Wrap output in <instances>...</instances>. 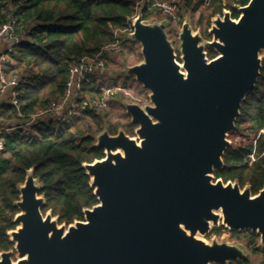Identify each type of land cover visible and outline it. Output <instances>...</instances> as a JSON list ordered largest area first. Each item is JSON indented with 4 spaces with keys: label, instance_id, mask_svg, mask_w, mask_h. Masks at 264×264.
<instances>
[{
    "label": "water",
    "instance_id": "95a60500",
    "mask_svg": "<svg viewBox=\"0 0 264 264\" xmlns=\"http://www.w3.org/2000/svg\"><path fill=\"white\" fill-rule=\"evenodd\" d=\"M214 15L210 39L194 32L185 17L177 31L178 52L169 20L133 21L130 41L141 45L142 60L126 66L149 91L150 103L123 100L135 136L124 128L104 129L95 146L105 156L83 163L98 204L84 208V219L59 223L46 213L44 184L27 171L18 186L14 217L7 234L13 249L0 264H229L250 259L247 247L224 235L207 241L213 228L246 230L264 248V186L215 177L224 168L242 102L254 90L264 63V0L233 4ZM216 56L208 57L207 49ZM6 98L0 99V110ZM1 123V121H0ZM16 252V261L11 255Z\"/></svg>",
    "mask_w": 264,
    "mask_h": 264
},
{
    "label": "trees",
    "instance_id": "16d2710c",
    "mask_svg": "<svg viewBox=\"0 0 264 264\" xmlns=\"http://www.w3.org/2000/svg\"><path fill=\"white\" fill-rule=\"evenodd\" d=\"M138 1L0 0V24L6 22L9 8H15L19 16L18 26L26 38L10 53V61L4 63L3 71L7 77L19 74L28 79L19 91V111L8 99L0 110V121L7 122V127L12 128L52 101L61 102L69 66L82 57L95 56L116 39L123 45L135 43L121 31L127 27L128 18L135 14ZM230 1L209 0L207 6L212 9L211 16L230 9L232 17L238 18L239 12L233 4L246 5L249 2ZM204 2L185 0V7L195 11ZM151 15L149 11L143 12L144 19ZM207 51L210 59L217 55L213 49ZM138 56L142 60L141 55ZM99 79L94 75L83 82L79 101L104 98L106 84ZM111 86L119 85H107V88ZM123 96L121 91L114 97L121 99ZM107 116L100 110L86 109L74 124L70 121L54 123L48 119L32 128L29 135L23 129H10L4 134L5 149L0 156V250L14 246L7 232L18 225L14 222L19 212L15 206L20 195L18 186L24 183L31 168L34 176L44 184L41 193L45 195L46 205L42 212L51 210L59 217L60 224L83 220V209L98 204L89 184L90 177L82 166L105 156L104 150L94 145L95 135L104 129L116 134L119 128H124L134 136L136 128L131 122L127 125L110 123ZM229 138L232 143L223 157L224 168L216 169L215 177L222 178L225 183L238 181L241 188L250 184L252 194L256 195L264 186V63L256 87L242 102L236 128ZM224 231L233 240L243 243L252 254L264 255V248L259 247V234L249 229L229 230L221 225L213 228L207 236L221 235ZM229 264L254 263L242 258L231 260Z\"/></svg>",
    "mask_w": 264,
    "mask_h": 264
},
{
    "label": "built area",
    "instance_id": "2783aa9c",
    "mask_svg": "<svg viewBox=\"0 0 264 264\" xmlns=\"http://www.w3.org/2000/svg\"><path fill=\"white\" fill-rule=\"evenodd\" d=\"M204 3L208 5L209 0H205ZM140 9L143 12L145 10L151 12L152 15L149 18L157 17V14L161 13L172 23H177L181 20L180 13L189 11L185 7V0H172L167 2L139 0L136 4L135 14L128 18V25L121 33L128 35L133 31V21L137 17ZM6 17V22L0 24V47L4 46L3 51L0 53V95H8L9 100L19 111V91L27 83L28 79L26 76H20L19 74H13L7 77L1 64L10 61V53L26 38L24 32L18 26L19 16L16 14L15 8L10 7ZM121 48V41L116 39L115 42L103 47L95 56H84L77 62L72 63L68 69V80L66 82L64 98L61 102L56 103L52 101L38 113L28 115L22 122L12 128H0V156L5 149L4 134L10 129H23L26 135H29L32 128L37 127L40 123L48 119H51L54 123L71 122V120L79 117L86 109L101 110L106 105L105 99L114 97L118 93V90H120V87L104 90L103 99H84L79 101L83 82L89 76L95 75L102 78L106 69L107 57L111 53H119ZM252 160H254L253 155ZM255 264H264V258Z\"/></svg>",
    "mask_w": 264,
    "mask_h": 264
},
{
    "label": "rangeland",
    "instance_id": "374dc122",
    "mask_svg": "<svg viewBox=\"0 0 264 264\" xmlns=\"http://www.w3.org/2000/svg\"><path fill=\"white\" fill-rule=\"evenodd\" d=\"M224 2L230 3L231 1L224 0ZM211 11L212 9L208 7L207 4L204 3L200 5L199 8L195 11L189 10L180 13L181 20L177 23H172L165 15L161 13L157 14V18L159 20H163V19L169 20L170 22L168 25L169 35L177 51L179 47V39H178L177 31L182 27L185 17L190 18V23L194 32L199 31L204 39L211 38V34H209V29L212 25V18L214 17L211 16ZM3 49L4 46L0 47V53L3 51ZM138 55H141V45L138 42L135 43L126 42V44L124 45L122 44V48L119 53H111L108 56L104 76L100 78L99 81L104 82L106 84L103 87V90L107 89V85H119L118 87H120V90H118V93L116 95H118L121 91H123V95H124L121 99L120 97H112L105 99L106 105L100 110V113L102 114L107 113L108 114L107 117L109 118L110 123L121 122L126 125L130 123V117L127 115L125 108L122 105L123 100L125 99L130 100L133 102H137L141 105L145 103H150L147 91L143 88V86L139 84L136 80H134L135 78L133 76L126 77L125 75L122 74V70L126 66H131L141 61ZM3 65L4 63L1 64V66ZM124 85L126 86L123 89L122 87ZM110 88L115 89L117 87L111 86ZM1 98H6L7 100L9 99L8 95H0V99ZM77 120L78 117L71 120V122L74 124L77 122ZM7 126H8L7 122L1 121L0 128H7ZM133 134L135 136V133ZM230 140L232 143V139ZM224 235L228 236V240L230 242L233 241V239L231 238L230 234L227 231L222 232L221 235L214 234L211 236H205L203 238H205L207 241H210L212 237L216 236L218 240H221V238ZM263 258L264 255H254L251 253L250 260L252 263L255 264L260 260H262Z\"/></svg>",
    "mask_w": 264,
    "mask_h": 264
},
{
    "label": "flooded vegetation",
    "instance_id": "af4514ba",
    "mask_svg": "<svg viewBox=\"0 0 264 264\" xmlns=\"http://www.w3.org/2000/svg\"><path fill=\"white\" fill-rule=\"evenodd\" d=\"M222 224H220V226H221ZM219 226V227H220ZM13 249V248H12ZM12 249H9V250H0V253L1 252H3V251H10V250H12ZM15 257H16V253H15V251H14V253L11 255V260H13L14 262L16 261V259H15Z\"/></svg>",
    "mask_w": 264,
    "mask_h": 264
}]
</instances>
